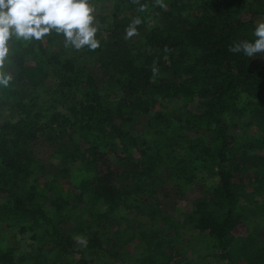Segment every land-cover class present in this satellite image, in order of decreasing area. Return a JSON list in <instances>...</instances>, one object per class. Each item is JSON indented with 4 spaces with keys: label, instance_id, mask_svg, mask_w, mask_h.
<instances>
[{
    "label": "trees",
    "instance_id": "trees-1",
    "mask_svg": "<svg viewBox=\"0 0 264 264\" xmlns=\"http://www.w3.org/2000/svg\"><path fill=\"white\" fill-rule=\"evenodd\" d=\"M108 1L127 14L108 25L101 18L95 50L49 52L65 43L62 33L36 40L9 29L8 63L0 69L11 77L0 85V113L9 112L0 125V264H45L58 247L72 244L65 234L78 222L85 243L100 250L90 225L144 208L151 198L158 206L179 199L196 185L208 196L195 200L185 225L206 233L224 264H264V240L248 228L236 235L243 215L234 181L246 174L254 191L264 193V66L256 64L259 56L229 51L236 42L254 41L255 18L264 10L253 0H164L166 11L155 0H140L147 11L138 13L131 0ZM137 15L135 37L149 54H135L134 36L125 39ZM78 54L99 60L108 89L122 93L120 102L111 103ZM167 104L174 109L170 121L150 135L135 137L123 127L137 114L155 112L158 121L157 109ZM123 105L130 117H120ZM178 109L181 116L173 113ZM226 117L241 131L230 132ZM47 134L52 145L43 153L38 147ZM81 212L90 220L74 221ZM177 227L169 231L180 236ZM11 229L17 245L5 240ZM199 258L179 264H204Z\"/></svg>",
    "mask_w": 264,
    "mask_h": 264
},
{
    "label": "rangeland",
    "instance_id": "rangeland-1",
    "mask_svg": "<svg viewBox=\"0 0 264 264\" xmlns=\"http://www.w3.org/2000/svg\"><path fill=\"white\" fill-rule=\"evenodd\" d=\"M93 5L96 8L97 22L101 18H104L106 21L105 25L127 14H121L116 11L112 1L102 0L99 4L94 3ZM252 5L256 9L260 8L264 10V0H253ZM249 14H247V19L250 18ZM258 21H264V15L256 17L255 23L257 24ZM64 46L65 43L52 46L49 52L60 50ZM130 46L135 54L140 55L143 52L150 53V48L144 47L135 36L130 42ZM77 56L78 63L87 66L95 75L101 90L110 97L111 103L115 104L120 102L122 93L119 91L116 92V95L113 90L108 89L106 84L108 83L106 78L108 71L101 67L99 60H93L89 56H83L82 54H78ZM8 57L9 54L4 58V65L8 63ZM256 64L263 67L264 57L259 56L256 59ZM157 77L155 76L154 80ZM27 93H31V91ZM47 100L48 95L45 94L40 101L46 106ZM244 102L245 99L242 98L240 102L241 107ZM165 106L164 108L166 110L164 108L157 109V112L162 114V117L158 121L155 120V112L150 115L137 114L133 116L131 122L124 124L123 127L127 128L135 137L146 136L147 132L150 135L149 132H153L158 124L161 127L170 121L172 116L167 112L168 110H174L173 104H167ZM122 110L120 114L121 118L130 117V113H128L124 105L122 106ZM60 111L66 114V111L61 108ZM173 113L176 115L181 112L178 109ZM8 115V111H2L0 113V125ZM179 115L181 116L182 114ZM224 120L230 126V132L241 131L240 128L232 127V118L228 119L226 117ZM235 121L239 122L240 119L236 117ZM48 135L40 142L38 151L40 149V152L43 150V153L44 151H49V147L52 144L49 143ZM66 138L67 136L63 137V143H66ZM67 143L71 144L70 142ZM47 155H49V152ZM234 181L240 186V188H237L238 211L243 215V223L236 229V235H244L248 228L249 232L257 234L264 240V207L260 204V201L264 199V193L254 191L253 184H249L246 174L236 175ZM203 196H208L206 187L204 185H196L187 190L185 196L179 199L169 198L165 203L158 206L157 204H152L154 202L151 198V203L144 208L127 212L122 211L114 214L110 221L90 225L88 228L89 231L94 230L98 232L96 241L102 244V249L100 250L93 249V246L85 243L86 238L83 237L84 230L78 229L80 222L76 225L71 223L65 236L72 240V244L67 241L66 249L58 247L54 253L49 255L51 258L45 264H85V262L87 264H157L155 262L158 259H160L159 264H179L194 260L198 257H200L198 263L201 261L204 264H224L222 260H219L220 258L216 251L212 249L214 248V243L207 234L193 230L194 227L192 228L191 226L188 228L184 222L193 213L195 200ZM74 217H76L74 221L86 222L90 220L89 214H85L84 212H81L79 216L75 213ZM171 222H175L176 225L171 224ZM175 226H178L176 231L181 234L180 236L173 234L174 231H169L170 228H174ZM16 235L17 238L15 237ZM4 236L5 240L12 245L17 243L16 240H19L18 232L13 229L6 230ZM155 236L156 239L154 240ZM171 236L173 237L171 238ZM24 242L26 244L31 242L29 235L26 236ZM45 244L49 246V242H45ZM21 247L24 250H29V248L27 249V245ZM193 252L199 254L193 257L191 255L194 254ZM166 255L169 259H167L168 261H165Z\"/></svg>",
    "mask_w": 264,
    "mask_h": 264
},
{
    "label": "clouds",
    "instance_id": "clouds-1",
    "mask_svg": "<svg viewBox=\"0 0 264 264\" xmlns=\"http://www.w3.org/2000/svg\"><path fill=\"white\" fill-rule=\"evenodd\" d=\"M137 5L136 11H147V5L140 0H131ZM155 4L167 10L164 0H155ZM142 20L139 15L125 29V39L138 35V26ZM45 25L46 27H41ZM14 28L18 37L40 40L55 30L62 33L65 47L79 51L87 47L95 50L100 46L97 39L99 25L96 20V8L92 0H0V69L4 58L9 54L6 46L10 32ZM254 41L243 40L229 46L233 54L242 53L246 57L264 56V21H258L254 30ZM155 76L159 69H151ZM11 77L0 72V85L7 86Z\"/></svg>",
    "mask_w": 264,
    "mask_h": 264
}]
</instances>
